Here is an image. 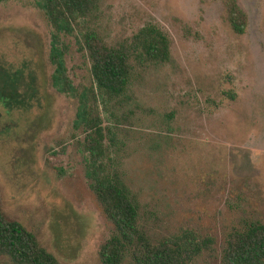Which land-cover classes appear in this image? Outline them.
<instances>
[{"label": "rangeland", "instance_id": "374dc122", "mask_svg": "<svg viewBox=\"0 0 264 264\" xmlns=\"http://www.w3.org/2000/svg\"><path fill=\"white\" fill-rule=\"evenodd\" d=\"M224 2L100 0L96 17L109 45L148 24L169 37V62L138 70L130 103L98 110L152 237L192 231L215 241L194 264H221L227 232L246 220L264 224V0H236L247 17L242 35ZM35 3H0V93L13 88L18 101L34 93L27 109L0 104V208L59 264H100L112 226L89 187L77 101L51 84L52 29ZM59 41L68 79L89 88L78 37ZM0 264L14 263L0 256Z\"/></svg>", "mask_w": 264, "mask_h": 264}, {"label": "trees", "instance_id": "16d2710c", "mask_svg": "<svg viewBox=\"0 0 264 264\" xmlns=\"http://www.w3.org/2000/svg\"><path fill=\"white\" fill-rule=\"evenodd\" d=\"M8 0H0L5 2ZM100 0H36L35 6L52 29L49 61L54 67L51 84L58 92L77 101L74 128L84 134L82 146L88 154L86 175L89 187L104 217L112 226L102 245L100 264H194L215 241L192 231L155 239L140 215V207L112 160L116 143L110 127L103 125L98 108H121L131 101L130 88L138 70L162 66L170 60L169 37L156 25H146L127 41L109 45L98 33L96 17ZM225 18L234 33L244 34L247 17L236 0H225ZM62 35L77 36L90 63L92 85L78 90L66 75L63 53L58 49ZM6 76V75H5ZM0 93L3 107L27 109L18 92ZM15 96V97H14ZM11 97V99H10ZM16 98V99H15ZM29 102L25 104L26 101ZM107 110V109H106ZM107 142V143H106ZM0 256L14 264H59L22 224L9 219L0 208ZM221 264H264V224L246 220L226 233L219 250Z\"/></svg>", "mask_w": 264, "mask_h": 264}]
</instances>
